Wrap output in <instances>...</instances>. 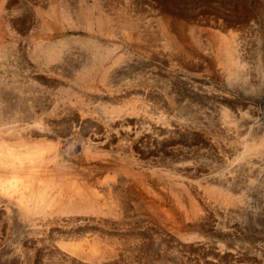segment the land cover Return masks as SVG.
Returning a JSON list of instances; mask_svg holds the SVG:
<instances>
[{
	"label": "rangeland",
	"instance_id": "374dc122",
	"mask_svg": "<svg viewBox=\"0 0 264 264\" xmlns=\"http://www.w3.org/2000/svg\"><path fill=\"white\" fill-rule=\"evenodd\" d=\"M0 122V264H264V0H0Z\"/></svg>",
	"mask_w": 264,
	"mask_h": 264
},
{
	"label": "bare ground",
	"instance_id": "6f19581e",
	"mask_svg": "<svg viewBox=\"0 0 264 264\" xmlns=\"http://www.w3.org/2000/svg\"><path fill=\"white\" fill-rule=\"evenodd\" d=\"M25 114V113H24ZM44 114V113H43ZM6 115V114H5ZM36 115V114H35ZM13 119V118H12ZM14 119H15V117H14ZM13 119V120H14ZM16 120V119H15ZM14 120V121H15ZM10 121H11V119H10ZM1 123V122H0ZM11 123H12V121H11ZM16 123H17V121H16ZM16 123H14L15 125H16ZM26 123V122H25ZM36 123V122H35ZM4 124V123H3ZM7 124V123H6ZM5 124V125H6ZM20 124V123H19ZM33 124V123H32ZM31 124V125H32ZM44 124V123H43ZM14 125V126H15ZM7 126V125H6ZM9 126V125H8ZM11 126L12 127H14L12 124H11ZM20 126H21V124H20ZM27 126V125H26ZM0 127H1V125H0ZM7 128V127H6ZM11 128V127H10ZM24 128V127H23ZM1 129V128H0ZM2 129H3V127H2ZM9 129V128H8ZM21 130V129H20ZM24 129H22V131H23ZM24 131H26V130H24ZM9 132V131H8ZM7 132V133H8ZM9 134H11V133H9ZM25 135V134H24ZM7 136V135H6ZM5 136V137H6ZM16 136H17V134H16ZM26 137V136H25ZM33 137V136H32ZM41 137V136H40ZM18 140V139H17ZM7 144V143H6ZM51 146V145H50ZM86 146V145H85ZM1 148V147H0ZM2 148H5V147H3V144H2ZM1 148V149H2ZM27 148H29V147H27ZM52 148V147H51ZM6 149H7V147H6ZM8 149H9V147H8ZM8 149H7V151H8ZM12 149V148H11ZM39 149V148H38ZM29 150H30V148H29ZM58 150V149H57ZM1 151V150H0ZM11 150L9 149V151L8 152H5V154L4 155H2L1 153H2V151H1V153H0V156L2 157V159H0V162L1 163H5V164H10V162L12 161V160H16L20 165H22V166H24L25 164H27L28 162H30L31 161V155H32V153L30 152V151H27V152H25V153H18V152H10ZM14 151V150H13ZM35 151V150H34ZM56 153V155H59V156H61V154L58 152V151H55ZM78 152V151H77ZM36 153V152H35ZM75 153V152H74ZM53 154V153H52ZM50 157V156H49ZM54 157V156H53ZM57 157V156H56ZM53 160H54V158H53ZM58 160V159H57ZM55 161V160H54ZM63 161V160H62ZM53 162V161H52ZM56 163V162H55ZM35 164V163H34ZM1 168V167H0ZM11 168V167H10ZM35 168V167H34ZM33 168V169H34ZM56 168V167H55ZM22 169H23V167H22ZM22 169H20L21 171H19V173L21 172L22 173ZM48 169V168H47ZM65 169V168H64ZM12 170H14V169H11V171ZM35 170V169H34ZM4 172L5 171H7V170H3ZM26 171V170H25ZM31 170H29V171H27V173L29 174H27V176H26V174L25 175H23V176H26V177H29L30 176V173H34V171L33 172H30ZM49 171H51V169L49 170ZM56 171H59V170H56ZM13 172V171H12ZM14 172H16V171H14ZM47 172H48V170H47ZM63 172V171H62ZM25 173V172H24ZM24 173H22V174H24ZM35 173H37L36 171H35ZM34 173V174H35ZM42 173V172H41ZM70 173V172H69ZM13 174V173H12ZM1 175V174H0ZM21 175V174H20ZM20 175H14V177H16V178H18V177H20ZM33 175V174H32ZM10 176H12V175H10ZM34 176V175H33ZM38 176V175H37ZM9 177V176H8ZM7 177V178H8ZM35 177V176H34ZM54 177V176H53ZM62 177V176H61ZM3 177H2V175H1V177H0V179H2ZM6 178V177H5ZM4 178V179H5ZM33 178V177H32ZM42 178V177H41ZM51 178V177H50ZM2 179V182H3V185L1 186V188H0V190H1V192H2V190L4 191V193H9L10 191H12V188L14 187L15 188V186H13V187H10V186H6V185H4L5 184V180H7V179ZM22 179V178H21ZM110 179V178H109ZM10 180H11V177H10ZM13 180V182H14V180L15 179H12ZM11 180V181H12ZM19 178L16 180V181H18L19 182ZM28 180L29 179H27V184H29L28 183ZM38 180H40L39 178H38ZM41 180H43V179H41ZM22 181H23V184L25 183L24 182V180L22 179ZM33 181V180H32ZM49 181V180H48ZM68 181V180H67ZM9 182V181H8ZM41 182V181H40ZM47 182V181H46ZM53 182V181H52ZM17 183V182H16ZM15 182H14V185L16 184ZM30 183H33V182H31L30 181ZM39 183V182H38ZM48 183V182H47ZM1 184V183H0ZM9 184H10V182H9ZM8 184V185H9ZM21 184V183H20ZM81 184V183H80ZM79 184V185H80ZM11 185V184H10ZM17 185V184H16ZM26 185V184H25ZM30 185V184H29ZM57 185V184H56ZM33 186V185H32ZM47 186V185H46ZM61 186V185H60ZM19 187V186H18ZM29 187V186H28ZM27 187V188H28ZM17 188V187H16ZM20 188V187H19ZM22 188V187H21ZM25 188H26V186H25ZM30 188V187H29ZM29 188H28V190H29ZM33 188V187H32ZM76 188V187H75ZM22 189H24V188H22ZM22 189H20V190H22ZM79 189V188H78ZM15 191H16V189H14ZM13 190V191H14ZM25 190V189H24ZM27 191V190H26ZM65 191V190H64ZM17 192V191H16ZM28 192H30V191H28ZM63 192V191H62ZM61 192V193H62ZM17 193H19V192H17ZM26 193V192H25ZM24 193V194H25ZM32 193V192H31ZM21 194H23V193H21ZM34 194H35V192H34ZM35 195H38V193L37 194H35ZM35 195H30L31 197L30 198H32L33 199V196H35ZM74 195V194H73ZM20 197V196H19ZM24 198H25V196H23ZM26 197H28L29 198V195L28 196H26ZM36 197V196H35ZM73 197V196H72ZM94 197H96V196H94ZM67 198V197H66ZM83 198V197H82ZM27 199V198H26ZM80 199V198H79ZM14 200V199H13ZM20 200H24L23 198L22 199H20ZM41 200V199H40ZM96 200V199H95ZM39 201V200H38ZM38 201H36L35 199H33V200H31V201H29V202H33V203H36V202H38ZM50 201V200H49ZM24 202H25V200H24ZM41 202V201H40ZM51 202V201H50ZM73 202V201H72ZM77 202V201H76ZM26 203V202H25ZM25 203H23L24 205H26ZM49 203V202H48ZM37 204V203H36ZM45 204V203H44ZM21 205V204H20ZM23 205V206H24ZM28 205V204H27ZM33 205V204H32ZM31 205V206H32ZM75 205H76V203H75ZM29 207H30V205H28ZM37 206V205H36ZM35 206V207H36ZM39 206H41V204L39 205ZM45 207V206H44ZM31 208V207H30ZM24 209V208H23ZM45 209V208H44ZM20 210H22V209H20ZM40 210V209H39ZM42 210V209H41ZM34 212V211H33ZM25 214V213H24ZM28 214V213H27ZM26 214V215H27ZM23 215V214H22ZM38 216V215H37ZM35 219H36V217H35Z\"/></svg>",
	"mask_w": 264,
	"mask_h": 264
}]
</instances>
